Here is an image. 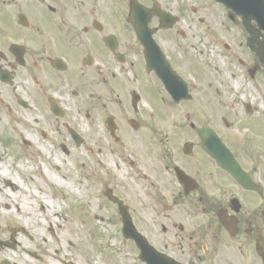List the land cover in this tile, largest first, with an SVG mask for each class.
<instances>
[{
    "label": "flooded vegetation",
    "instance_id": "obj_1",
    "mask_svg": "<svg viewBox=\"0 0 264 264\" xmlns=\"http://www.w3.org/2000/svg\"><path fill=\"white\" fill-rule=\"evenodd\" d=\"M133 5L164 54L155 71L129 22ZM183 12L174 0H0V83L43 92L30 105L84 109L97 183L163 264H264V69L242 23L222 22L238 31L241 56L224 45L238 72L223 91L200 89L207 71L195 70ZM184 88L188 100L169 92ZM57 91L70 94H47Z\"/></svg>",
    "mask_w": 264,
    "mask_h": 264
},
{
    "label": "rangeland",
    "instance_id": "obj_2",
    "mask_svg": "<svg viewBox=\"0 0 264 264\" xmlns=\"http://www.w3.org/2000/svg\"><path fill=\"white\" fill-rule=\"evenodd\" d=\"M184 5L182 28L188 29L187 43L194 49L195 70L203 74L198 87L208 89L212 81V90H218L223 84L224 76L237 73L238 64L232 52L241 56L238 43L234 40L239 37L236 29L226 30L227 11L213 0H174ZM194 7V13L191 7ZM187 31V30H186ZM244 42V40H243ZM228 44L232 52L224 48ZM223 75V78L220 75ZM196 76L198 74L195 72ZM18 96L28 100L43 92L30 88H19ZM220 88V91H223ZM0 240L9 242L11 230L18 228V223L26 224L30 240L19 234L17 241L21 246L16 250L0 249V263L8 261L10 264H139L134 252L121 235V220L112 210L111 204L101 194V186L97 177L101 171H96L95 160L90 153L92 125L91 120L78 116L83 109L74 104H63L68 114L66 119L56 118L42 106L33 105L31 110H25L17 105L13 89L0 84ZM60 95L70 94L69 91H57ZM4 96V97H2ZM28 96V97H27ZM7 97V99H6ZM27 97V98H26ZM2 102V103H1ZM49 108V101H43ZM72 103V102H70ZM8 107V108H7ZM10 108V109H9ZM65 124L85 139L79 149L74 147L73 141L67 133ZM46 132V138L43 137ZM11 137H9V136ZM27 137V144H24ZM44 146L48 154L40 147ZM66 147L69 154L65 155L61 147ZM56 157L61 167L55 165ZM22 158V160H19ZM21 168L28 172V177L22 175ZM48 172V173H47ZM47 174V178L43 175ZM126 172L123 166L115 170L119 182H123ZM7 176L16 179L19 191H13L7 184H12ZM62 182L60 186L56 182ZM70 184L77 191L67 188ZM59 188L62 199L56 206L50 207L48 215L42 214L43 203L47 206L53 201V191ZM67 194L71 200L67 199ZM8 199L9 201H2ZM13 209L8 217H2L1 212ZM20 208L21 212H17ZM59 213L61 221L49 214ZM69 217H76L86 229L85 237L82 234L67 238L66 222ZM3 218V219H2ZM62 224L61 229L52 228L50 221ZM56 235V237H55ZM71 235V234H70ZM62 237V238H60ZM57 238L62 240L59 242ZM85 245L87 251L85 250ZM25 250L34 253L37 258L28 257ZM59 251V255H57Z\"/></svg>",
    "mask_w": 264,
    "mask_h": 264
},
{
    "label": "water",
    "instance_id": "obj_3",
    "mask_svg": "<svg viewBox=\"0 0 264 264\" xmlns=\"http://www.w3.org/2000/svg\"><path fill=\"white\" fill-rule=\"evenodd\" d=\"M220 3H223L236 14L240 15L244 21V25L250 35L252 36V41L258 45V49H253L257 56L260 58V61L264 64V42H260L262 37L264 40V35H261L264 32V0H217ZM252 21H255L258 25V30H254L251 27ZM140 31V30H138ZM148 48L151 47V43H145ZM151 48L149 49V51ZM151 56H153L151 52ZM149 58L150 55H149ZM124 223L128 220L125 214L122 212ZM128 226H125L127 229ZM134 239L137 240V236L132 234ZM144 251V249H143Z\"/></svg>",
    "mask_w": 264,
    "mask_h": 264
},
{
    "label": "bare ground",
    "instance_id": "obj_4",
    "mask_svg": "<svg viewBox=\"0 0 264 264\" xmlns=\"http://www.w3.org/2000/svg\"><path fill=\"white\" fill-rule=\"evenodd\" d=\"M0 94H6V93H0ZM24 139L25 140H28L27 139V137H24ZM40 149L45 153V154H48V152H47V149L44 147V146H41L40 147ZM19 160H22V158H19ZM4 164V162L3 161H1V163H0V165H3ZM55 165H57L58 167H61V162H60V160L58 159V157H56V160H55ZM21 173H22V175H24V176H26V177H28L29 175H28V172L26 171V170H23L22 168H21ZM48 173V172H47ZM43 175L47 178L48 176H47V174H45V173H43ZM7 178L9 179V181H11V183H13V191H19L20 190V188L18 187V186H16V179H13L12 177H10V176H7ZM58 185H59V187L61 186H64V184L60 181V182H56ZM67 188H69V189H72V190H75V191H77L73 186H71L70 184H68L67 185ZM67 199L68 200H71V196L70 195H68L67 194ZM60 199H62V193H61V191L59 190V188H57V189H55L54 191H53V201H49L48 202V204H47V206H45L46 204L45 203H43V206H42V208H41V211H42V214L44 215V216H46V215H48V211L51 209L50 207H52V206H56V207H58L59 208V205H58V203H57V201L58 200H60ZM2 201H9L8 199H4V200H2ZM4 204V202H0V205H3ZM11 212H13V209L11 208L9 211H4V210H2V212H1V216L2 217H8L9 215H10V213ZM17 212H21V209L20 208H18L17 209ZM49 215H53L54 217H57L58 218V221L60 222L61 221V216H60V214L59 213H56V214H49ZM3 219V218H2ZM59 222H57L56 224L54 223V221L53 220H51L50 221V226H51V228H58V229H61V227H62V224H60ZM65 222H66V230H67V233H68V235H67V238H68V240L70 241V239H71V236L75 233L76 235H78V234H82L84 237H85V235H86V229H85V227H83L82 226V224H80V221H79V219L78 218H76V217H69V218H67L66 220H65ZM18 226L21 228V230H25L27 233H29V230H28V228H27V226H26V224H22V223H18ZM23 230V231H24ZM71 234V235H70ZM55 237H56V235H55ZM60 238H62V237H60ZM60 238H57V240L59 241V242H61V244H62V240L60 239ZM86 246L87 245H85V250L87 251V249H86ZM59 251H57V255H59Z\"/></svg>",
    "mask_w": 264,
    "mask_h": 264
}]
</instances>
